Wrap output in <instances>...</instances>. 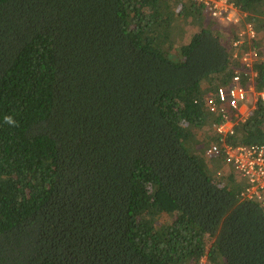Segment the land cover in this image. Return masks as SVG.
Returning a JSON list of instances; mask_svg holds the SVG:
<instances>
[{
  "label": "trees",
  "instance_id": "trees-1",
  "mask_svg": "<svg viewBox=\"0 0 264 264\" xmlns=\"http://www.w3.org/2000/svg\"><path fill=\"white\" fill-rule=\"evenodd\" d=\"M231 1L260 49L264 0ZM233 33L193 0H0V264H264L259 207L204 155ZM234 129L264 143V105Z\"/></svg>",
  "mask_w": 264,
  "mask_h": 264
},
{
  "label": "built area",
  "instance_id": "built-area-1",
  "mask_svg": "<svg viewBox=\"0 0 264 264\" xmlns=\"http://www.w3.org/2000/svg\"><path fill=\"white\" fill-rule=\"evenodd\" d=\"M196 1L207 9L211 18L219 22L237 25L241 21V17L237 16L229 0ZM237 37L238 39L231 44L234 49L231 57L237 64L231 67L229 80L203 97L210 112L218 114L219 122L213 127L222 136L221 145L209 146L205 155L213 158L226 156V162L231 163L233 169L244 180L240 198L256 203L264 217V143L232 146L227 140L233 135L234 127L244 123L257 104L264 105V88L257 90L252 85L257 78L254 64L260 59L261 49L264 51V42L260 49L251 46L257 37V32L249 22H243V28L238 32ZM243 38L250 40L246 50L238 49L243 43ZM200 262L209 264L205 257Z\"/></svg>",
  "mask_w": 264,
  "mask_h": 264
},
{
  "label": "clouds",
  "instance_id": "clouds-1",
  "mask_svg": "<svg viewBox=\"0 0 264 264\" xmlns=\"http://www.w3.org/2000/svg\"><path fill=\"white\" fill-rule=\"evenodd\" d=\"M195 3H198L196 0H193ZM231 3H232V1L231 0H229ZM198 4H200V3H198ZM202 5V4H201ZM232 5H233V3H232ZM233 7L235 8V13L237 14V16L238 17H241V21H240V23L239 24H237V25H233V24H227V23H222V22H219V21H217V20H215L217 23H219L221 26H228V28H230V29H233V31H234V33H233V35L232 36H225V37H223V38H225L226 39V44H225V48H226V51L228 52V54H229V58H230V61L233 63L232 64V66L231 67H233L235 64L234 63H236L237 64V62L236 61H234L233 59H232V57H231V54H232V52L234 51V49L231 47V44H232V42L233 41H235L236 39H238V32L243 28V22H249V23H251L252 24V26L254 27V30L258 33V27H259V25L258 24H254L253 22H252V20H251V17H249V14L247 13V12H245V11H241V10H239L237 7H235L234 5H233ZM263 23H264V18H263ZM247 44H248V46H247ZM249 44H250V40H248V39H246V38H243V43L239 46V48L238 49H243V50H246L248 47H249ZM251 46L252 47H254V44H253V42L251 43ZM231 67H230V72H231ZM229 80V79H228ZM227 80V81H228ZM227 83V82H226ZM225 84V83H224ZM221 85H223V84H221ZM254 111V110H253ZM252 111V112H253ZM5 121H6V123H9V124H13V120H12V118L11 117H6L5 118ZM235 130V129H234ZM233 135H234V133H233ZM233 135H231L229 138H231V137H233ZM228 138V139H229ZM255 144V143H254ZM239 145H241V144H238V145H234V144H232V146H239ZM206 151V150H205ZM204 155H205V152H204ZM223 163V165L226 163V164H229V163H227V162H222ZM232 166V165H231ZM244 184V183H243ZM243 184H238L237 183V180L234 178V185H242V188H243ZM242 200V199H241ZM256 204V203H255ZM257 205V204H256ZM258 206V205H257ZM209 262V261H208ZM210 263V262H209Z\"/></svg>",
  "mask_w": 264,
  "mask_h": 264
},
{
  "label": "rangeland",
  "instance_id": "rangeland-1",
  "mask_svg": "<svg viewBox=\"0 0 264 264\" xmlns=\"http://www.w3.org/2000/svg\"><path fill=\"white\" fill-rule=\"evenodd\" d=\"M223 167H225V169L228 170L230 172V174H232V176L237 180L238 184L244 183V180L237 174V172L233 169V167L231 165L225 163L223 165ZM209 264H211V263H209Z\"/></svg>",
  "mask_w": 264,
  "mask_h": 264
}]
</instances>
